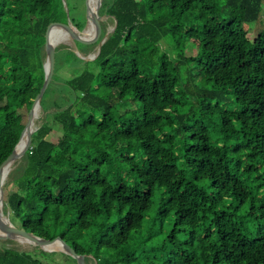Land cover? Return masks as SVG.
Here are the masks:
<instances>
[{"label": "trees", "instance_id": "16d2710c", "mask_svg": "<svg viewBox=\"0 0 264 264\" xmlns=\"http://www.w3.org/2000/svg\"><path fill=\"white\" fill-rule=\"evenodd\" d=\"M263 1L101 0L96 69L55 47L43 119L4 183L16 187L11 222L60 236L86 264H264V36L244 29ZM55 19L66 20L61 0H0V164L43 84ZM85 19L72 21L78 32ZM62 31L57 22L49 37ZM56 252L0 242V264H49Z\"/></svg>", "mask_w": 264, "mask_h": 264}, {"label": "water", "instance_id": "95a60500", "mask_svg": "<svg viewBox=\"0 0 264 264\" xmlns=\"http://www.w3.org/2000/svg\"><path fill=\"white\" fill-rule=\"evenodd\" d=\"M84 2H85V7H86L87 23L89 21L90 13H92V16H93L92 20H93V23L96 29V33L92 38H85L81 36L78 33V30L73 26L72 20H70V18L68 17H66V20H63L64 22L57 21L58 19L52 20L48 22V24L45 27L44 47H45L46 58L44 62V81H43V84L39 92L37 93V95L35 96L32 102L31 108L27 115L25 125L20 133V136L16 144L13 147V150L0 164V205H3V200H2L3 184L5 182V179L8 173L10 172L9 171L5 174V166L21 158L26 153V151L29 149L31 145V133L33 131V124H34L35 119L37 118L36 109L38 107L40 108V101H41L42 95L45 92L46 88L48 87L52 79L53 73H54L55 45L56 44L51 43V41L49 40V34L51 31V28L53 27V24L57 22H61L64 25L66 31L69 33V36L73 41H78L84 44H92V43L100 41L99 45H101L102 42L105 40V37L101 39V35H102V26L100 23L101 16L98 14L101 0H99V5L97 6L96 10H94V12L93 10H91L89 6V0H84ZM26 132H27V138H28L27 146L22 151L17 150V147L19 143L22 141V138L24 137ZM0 216L4 218V220L0 221V230L5 232V233L0 234V240L2 239L17 240L19 238H22L29 245L38 246L42 250L47 251V252L59 251V252L65 253L71 256L73 259H75L77 264H86L85 254L77 253L75 249H73V247H71L70 244L65 239L61 238L60 236H56L52 239H46V238L37 236L31 232H27L24 229L17 227L11 222V220L8 217L3 215L2 211L0 212ZM55 242L61 243V247L59 249H48L45 247Z\"/></svg>", "mask_w": 264, "mask_h": 264}, {"label": "rangeland", "instance_id": "374dc122", "mask_svg": "<svg viewBox=\"0 0 264 264\" xmlns=\"http://www.w3.org/2000/svg\"><path fill=\"white\" fill-rule=\"evenodd\" d=\"M61 1H62L64 10L66 13V17L70 18V20H72V21L74 20L76 23L84 22V19L86 18V7H85L84 0H61ZM92 5L94 7V10H96L97 6L99 5V0H92ZM102 22L105 23L106 30L108 32H110L113 29V21H112V19H110L109 16H106V15L102 16ZM88 26H89V23H87L86 27L78 33L85 38H92L95 35V33L88 35L87 34ZM244 29L247 33V37L249 38V40H253L257 36H264V1L261 4L258 19L252 23L244 24ZM66 38H67V40H66ZM66 38L61 39V41L56 43L55 47H59L60 45L69 46L70 48L73 49L74 53L79 58H81L85 61V63H83V62H77L76 63V65L79 66V69H82V68L85 69L86 68L88 70H95L96 67L93 65L91 58H94L97 51H98L99 46L95 45L97 42L92 43L93 48L88 53H86L87 54L86 55V54H84V52H86V50L88 49L87 47H85L83 45L74 44L73 40L70 37H66ZM65 61H66V64H69L68 60H65ZM72 73L73 72L69 71L67 67H63L61 70H59L57 72V74L63 78H68V77L72 76L73 75ZM56 96H58V94H56ZM50 98H51V94L49 95V99ZM121 106H125L126 109H132L134 107V103H132L129 100L127 102V104H122ZM38 115L39 116H38L37 120L43 119L42 111H39ZM51 135L53 138H57L58 137V131L57 130L52 131ZM118 152H120V153L122 152L125 155H127V152L121 148H118ZM129 155L134 157V159L137 162L143 164L142 159H141L137 149H133L132 151H130ZM127 179H128V177H127ZM7 180H9L8 176L5 179V182H7ZM15 188L16 187L13 183H8L7 185L3 184L2 212H3L4 216L8 217L11 220H12V215L10 216V210L5 206V199L10 192L15 190ZM1 219L4 220L3 217H1ZM143 235H144V237H141V238L138 237L136 239L131 240V245L133 248H139L143 243H145L144 238H145V236H147V234L142 233V236ZM177 237L181 241L186 240V238L182 234H177ZM10 240H12V241H10ZM0 242H1V245L6 246V247H14V248L19 247L20 249H29V248L34 247L33 245L25 244L24 242L18 241L15 239H2V240H0ZM46 248H48V247H46ZM48 249H50V248H48ZM43 259L46 260L47 263H49V264H75L73 262V260H71L70 258H68V257L66 258L65 256H62V254L60 252H56V254H54L52 257H49L48 259H45V258H43Z\"/></svg>", "mask_w": 264, "mask_h": 264}, {"label": "bare ground", "instance_id": "6f19581e", "mask_svg": "<svg viewBox=\"0 0 264 264\" xmlns=\"http://www.w3.org/2000/svg\"><path fill=\"white\" fill-rule=\"evenodd\" d=\"M89 6H90V8H91V10H93V12H94V7H93V5H92V0H89ZM93 16H92V13H90V17H89V21H88V23H89V26H88V29H87V33H88V31L90 30V27L91 26H94V23H93ZM56 34H59V36H55ZM66 37H70L69 36V33L68 32H64V31H62V32H58V33H55V34H53V35H51L50 37H49V40L51 41V43H54V44H56V43H58L59 41H61V39H64V38H66ZM66 40H67V38H66ZM65 40V41H66ZM39 111H40V108L38 107L37 109H36V114H37V116H38V114H39ZM27 132L25 133V135H24V137L22 138V141L19 143V145H18V147H17V150H23V149H25L26 148V146H27ZM12 164H13V162L11 163V164H9V165H7V166H5V174L7 173V172H9L10 170H11V167H12ZM7 178V177H6ZM2 206L3 205H0V212L2 211ZM2 219H1V216H0V221H1ZM2 233H5L4 231H2V230H0V234H2ZM18 241H22V242H24L25 244H27L26 242H25V240H23L22 238H19V239H17ZM45 247H48V248H50V249H59L60 247H61V243H59V242H55V243H53V244H51V245H47V246H45Z\"/></svg>", "mask_w": 264, "mask_h": 264}]
</instances>
